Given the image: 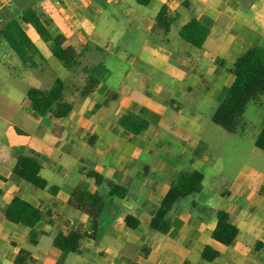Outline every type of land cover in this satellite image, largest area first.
<instances>
[{"label":"crops","instance_id":"obj_1","mask_svg":"<svg viewBox=\"0 0 264 264\" xmlns=\"http://www.w3.org/2000/svg\"><path fill=\"white\" fill-rule=\"evenodd\" d=\"M35 8L49 30L63 34L66 45L82 57L76 69L65 68L35 29L24 24L43 63L33 69L21 60L10 64L28 87L20 96L3 90L0 100V264H15L21 250L33 259L26 264H264V173L248 170L244 163L230 177L220 167L217 151L232 136L241 140L252 123L245 112L227 129L212 126L234 80L229 68L253 47H264V0H151L147 5L135 0H38ZM163 9L173 17L168 33L157 22ZM192 18L209 29L201 48L179 33ZM98 63L108 73L82 98V68ZM56 78L66 83L73 110L62 119L50 113L40 117L27 90L48 89ZM255 104L261 108L263 98ZM123 114L147 120L148 130L141 135L126 131L118 124ZM31 151L42 163L41 177L58 188L56 193L37 190L14 173L19 157ZM89 170L106 181L97 184ZM181 173L199 178L203 190L174 206L169 232L155 231L152 212ZM110 182L126 188L125 197L110 196ZM76 187L105 197L102 235L99 243L85 237L80 252L61 261L54 237L92 230L89 215L69 203ZM15 195L42 212L35 240L28 226L7 218ZM193 201L199 206L193 208ZM218 209L226 210L239 229L232 246L212 237ZM128 215L140 221L137 228L127 226ZM143 246L149 249L146 256ZM206 246L219 252L211 262L202 259Z\"/></svg>","mask_w":264,"mask_h":264},{"label":"trees","instance_id":"obj_2","mask_svg":"<svg viewBox=\"0 0 264 264\" xmlns=\"http://www.w3.org/2000/svg\"><path fill=\"white\" fill-rule=\"evenodd\" d=\"M137 3L147 5L151 0H135ZM1 12V11H0ZM173 17L169 16L166 9L159 14L157 22L164 33H168ZM24 24L31 25L40 39L48 46L51 54L58 59L65 68L76 69L80 65L82 53L72 46L66 45V37L63 34L54 35L43 21V14L33 5H27L19 9L0 28V39L5 41L19 59L30 67H36L35 56H43L36 44L29 37L24 29ZM180 36L191 45L203 47L209 29L192 18L181 27ZM220 65L224 62L217 60ZM234 80L229 87L226 96L215 111L212 121L217 126L227 129L234 118L243 115L251 102L258 103L264 96V47L256 46L240 56L234 65L229 68ZM82 72L86 75L84 85L80 88V97L89 96L107 75L108 70L103 63L93 66H85ZM66 83L56 78L52 86L48 89L29 87L27 97L31 102L32 109L40 116L52 114L55 119L68 117L73 110L74 102L66 97ZM118 124L126 131L141 135L149 128V122L144 119H137L132 115L123 114L118 119ZM255 146L264 152V126L255 140ZM42 163L38 154L31 151L29 154L21 155L13 169L14 173L27 181L37 190L49 189L56 193V186H48V183L40 175ZM87 175L93 177L97 184L105 182V178L94 170H89ZM110 196L119 198L125 197L126 188L113 182L109 183ZM203 190V185L199 178L181 173L167 191L162 203L153 212L150 221L151 229L161 233H167L171 229L172 210L181 200L195 196ZM3 190L0 188V197ZM69 203L75 209L86 213L91 218L92 230H72L67 234L59 232L53 240V245L62 252L61 261L69 253H79L81 241L85 237L92 238L95 243L101 239L100 219L106 206L105 197L99 192H91L82 187H76L70 192ZM191 206L196 208L199 204L193 201ZM6 215L9 222L14 224H24L31 229V239L35 240L36 233L34 227L42 218L41 210L24 200L20 195H15L6 208ZM216 226L212 232L215 241L232 246L238 236L239 229L230 221L229 213L224 209L215 212ZM126 224L129 228H137L140 221L128 215ZM149 249L142 248V254L146 256ZM219 252L212 246H206L202 253V259L208 262L213 261ZM33 261L29 252L21 250L15 260V264H26ZM140 264V263H133Z\"/></svg>","mask_w":264,"mask_h":264},{"label":"rangeland","instance_id":"obj_3","mask_svg":"<svg viewBox=\"0 0 264 264\" xmlns=\"http://www.w3.org/2000/svg\"><path fill=\"white\" fill-rule=\"evenodd\" d=\"M29 4L37 7L38 0H14L9 7L3 9L0 12V28L14 15L15 12ZM40 42L43 44L42 41ZM9 48L10 47L6 43H3V41L0 39V97L3 94V90L10 89L20 96L23 94V91H25L26 87H28L26 82L15 76L17 69L15 70L13 66H10V64H14L16 60L20 61V59ZM53 58L58 63H60L58 59L55 57ZM35 61L37 65L43 63V60L39 55L35 56ZM23 64L29 69L34 68L30 67L28 64ZM82 64L84 65L85 61H83ZM80 73V71L77 72V77L83 78V75L81 76ZM4 82H11L13 86L11 88L3 87L5 84ZM69 92L74 93L73 89H70ZM262 98L264 100V97ZM0 100H4L3 97H1ZM244 117L245 120H247L249 123H252V125L250 124V126H248L245 130L243 134L244 137L239 140L236 136H232L231 142L228 146L220 144V146L217 148L219 153V165L223 172L227 175H230V177H234L244 163L248 164V170L253 168L260 173H264V152L255 146V139L258 134L256 131L264 124V104L261 108H257L256 104L251 102ZM9 120L20 126V124L15 119L9 118ZM207 121L208 120L206 119V122ZM212 126L217 127L215 124Z\"/></svg>","mask_w":264,"mask_h":264},{"label":"built area","instance_id":"obj_4","mask_svg":"<svg viewBox=\"0 0 264 264\" xmlns=\"http://www.w3.org/2000/svg\"><path fill=\"white\" fill-rule=\"evenodd\" d=\"M13 1L14 0H0V11H2L3 9L9 7L12 4ZM55 1L58 2L59 0H55Z\"/></svg>","mask_w":264,"mask_h":264}]
</instances>
